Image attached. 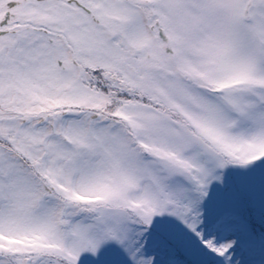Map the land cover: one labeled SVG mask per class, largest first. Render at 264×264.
I'll return each instance as SVG.
<instances>
[{
    "label": "snow or ice",
    "instance_id": "6c2138e0",
    "mask_svg": "<svg viewBox=\"0 0 264 264\" xmlns=\"http://www.w3.org/2000/svg\"><path fill=\"white\" fill-rule=\"evenodd\" d=\"M0 264H264V0H0Z\"/></svg>",
    "mask_w": 264,
    "mask_h": 264
}]
</instances>
